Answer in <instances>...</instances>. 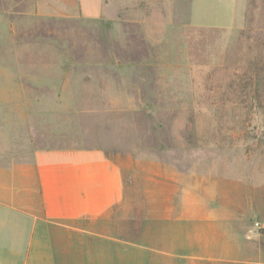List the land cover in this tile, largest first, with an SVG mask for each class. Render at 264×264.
<instances>
[{
	"label": "rangeland",
	"instance_id": "1",
	"mask_svg": "<svg viewBox=\"0 0 264 264\" xmlns=\"http://www.w3.org/2000/svg\"><path fill=\"white\" fill-rule=\"evenodd\" d=\"M33 4L0 0V143L20 137L9 148L27 156L38 148H100L122 168L125 202L149 203V186L176 177L192 192L187 201L230 204L224 211L236 225L264 229V0H237L231 27L154 45L159 65L122 66L129 77L117 83L103 66L88 81L72 72L66 79L61 61L130 57L124 34L116 45L121 25L34 17ZM139 5L145 33L156 18L145 0ZM138 49L132 55L143 54ZM135 75L152 77L133 82ZM14 89L26 97H8Z\"/></svg>",
	"mask_w": 264,
	"mask_h": 264
},
{
	"label": "crops",
	"instance_id": "2",
	"mask_svg": "<svg viewBox=\"0 0 264 264\" xmlns=\"http://www.w3.org/2000/svg\"><path fill=\"white\" fill-rule=\"evenodd\" d=\"M145 1V12L151 9L156 18L145 33L138 19L143 0H34L30 14L121 25L114 30L116 45L121 49L124 34L130 57L61 61L66 79L72 72L88 81L97 70L93 67L103 66L113 70L102 71L114 83L129 77L122 66L159 65L153 46L169 44L172 35L235 22L237 0ZM135 47L143 54L132 55ZM8 92V97H26L24 89ZM19 138L0 143V264H264V229L236 225L234 215L224 211L232 209L230 204L187 201L192 192L176 177L149 186V203L125 202L122 168L102 149L38 148L27 156L9 148L20 145ZM236 249L244 256H234Z\"/></svg>",
	"mask_w": 264,
	"mask_h": 264
}]
</instances>
